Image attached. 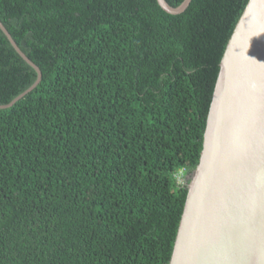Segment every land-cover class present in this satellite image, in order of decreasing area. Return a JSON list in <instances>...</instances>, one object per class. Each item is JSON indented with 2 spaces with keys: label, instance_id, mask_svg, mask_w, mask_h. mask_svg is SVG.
<instances>
[{
  "label": "trees",
  "instance_id": "1",
  "mask_svg": "<svg viewBox=\"0 0 264 264\" xmlns=\"http://www.w3.org/2000/svg\"><path fill=\"white\" fill-rule=\"evenodd\" d=\"M248 2L0 0V264H169Z\"/></svg>",
  "mask_w": 264,
  "mask_h": 264
},
{
  "label": "water",
  "instance_id": "2",
  "mask_svg": "<svg viewBox=\"0 0 264 264\" xmlns=\"http://www.w3.org/2000/svg\"><path fill=\"white\" fill-rule=\"evenodd\" d=\"M157 1L178 15L192 0L176 8ZM0 29L38 74L0 105L7 109L39 85L42 72L1 21ZM169 264H264V0H249L221 59Z\"/></svg>",
  "mask_w": 264,
  "mask_h": 264
},
{
  "label": "rangeland",
  "instance_id": "3",
  "mask_svg": "<svg viewBox=\"0 0 264 264\" xmlns=\"http://www.w3.org/2000/svg\"><path fill=\"white\" fill-rule=\"evenodd\" d=\"M186 179H188V176H186L185 178H182V179H181V182H185ZM190 179H191V177H190Z\"/></svg>",
  "mask_w": 264,
  "mask_h": 264
},
{
  "label": "built area",
  "instance_id": "4",
  "mask_svg": "<svg viewBox=\"0 0 264 264\" xmlns=\"http://www.w3.org/2000/svg\"><path fill=\"white\" fill-rule=\"evenodd\" d=\"M182 178H183V177H180V178H179L180 183H182V182H181V179H182Z\"/></svg>",
  "mask_w": 264,
  "mask_h": 264
}]
</instances>
